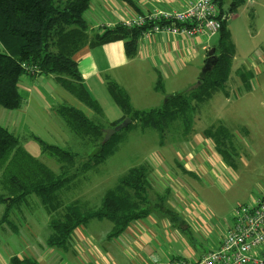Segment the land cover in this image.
I'll use <instances>...</instances> for the list:
<instances>
[{
  "label": "rangeland",
  "instance_id": "rangeland-1",
  "mask_svg": "<svg viewBox=\"0 0 264 264\" xmlns=\"http://www.w3.org/2000/svg\"><path fill=\"white\" fill-rule=\"evenodd\" d=\"M223 8L228 15V29L235 45L228 93L216 90L205 102L192 101V107L186 112L194 125L189 135L184 136L181 132L179 125L183 123L182 119L169 124L163 140L157 129L143 128L139 121L116 132V151L112 156L100 164L89 166L85 160L93 149L83 148L80 139L67 126L69 139L64 146L80 152V156L74 164L75 168L68 173L69 178H73L59 188L53 204L60 203L63 207L74 199H80L89 208L96 209L100 207L107 190L115 186L130 168L148 164L151 167L149 193L151 204L156 208L153 213L158 218L167 219L168 212L161 207L160 198L167 204L177 196V202L172 207L178 214V223L173 225L175 222L170 218L169 224L166 221L157 224L150 217L131 223L123 234L117 235L113 233L114 223L110 219L93 218L80 230L86 235V241L78 236L79 242L73 243L72 237L64 246L52 247L48 239L56 232L51 218L57 212L53 211L50 203L44 202L42 195L32 193L22 202L11 205L8 200H1L0 264H10L15 255L32 257L40 263L45 259V264H76L85 256L80 249L86 246L98 255L101 253L107 264H151L156 259L167 262L177 256L191 258L215 247L227 232L240 204H253L264 196V0H224ZM89 31L94 35L98 30L93 32L90 28ZM218 38L219 34L213 36L207 46L211 49ZM121 41L118 42L121 46L119 44L116 52V61H113L117 67L97 77L85 76L88 89L102 105L104 114H96L84 104L83 107L87 112L92 111L93 118L102 123L105 130L112 129V122L124 115L108 90L107 76L123 87L130 97L132 94L135 108L146 111L161 108L168 97L191 92L199 85L209 51L202 45L196 46L193 61L179 66L176 72L161 68L155 70L152 61L138 54L128 59L125 40ZM245 68L254 72L249 81L250 87L238 74ZM158 81L164 89L156 92ZM55 112L48 111L53 123L58 119ZM19 118L17 109L0 106V124L18 135L19 142L26 147L34 140H27L30 131L24 125L18 127ZM212 125H225L236 136L238 145L231 149L229 161L225 162L214 148L210 155L204 147L200 150L202 146H198L202 143L200 137H203L204 130ZM187 148L193 158L206 156L212 163L220 164V176L198 169L194 173H186L178 165V156H185ZM160 153H164L165 165L174 172V176L176 173L175 178L183 184H172L171 192L165 184L159 186L158 179H155L157 172H154L153 165L157 166ZM38 158L60 172L62 163L54 156L44 153ZM2 186L0 183V193ZM158 194L165 195L160 197ZM199 204L204 207L202 214L197 212ZM59 210L62 212L64 208ZM191 212H194L195 218L187 219V224L183 218ZM136 225L142 229L149 227V230H144L142 235L129 232ZM51 249L53 254L49 253Z\"/></svg>",
  "mask_w": 264,
  "mask_h": 264
},
{
  "label": "trees",
  "instance_id": "trees-1",
  "mask_svg": "<svg viewBox=\"0 0 264 264\" xmlns=\"http://www.w3.org/2000/svg\"><path fill=\"white\" fill-rule=\"evenodd\" d=\"M91 2L92 0H0V106L19 109L24 105L20 80L24 74L30 73L24 67L27 65L37 67V73L56 75L59 83L76 98L96 114H104L102 105L84 84L75 55L87 45L99 46L123 39L127 55L134 57L147 26L105 25L92 35L84 17ZM222 4L223 0L220 2L219 16L221 29L218 42L213 46L216 47L215 55L218 60L211 70L202 73L201 83L191 92L168 97L161 108L140 110L133 106L128 92L107 76L108 90L125 114L112 122V128L120 125L126 118H131L128 127L140 121L143 128L157 129L163 140L169 124L182 119L183 123L179 127L183 135L187 136L194 129L191 117L186 116V112L192 107V101L205 102L216 90L228 93L227 83L235 45L228 29V15ZM238 74L250 87L249 81L254 72L245 68ZM155 88L158 91L164 89L159 81ZM57 112L66 126L80 139L78 142L83 148L93 149L85 160L87 165L100 164L114 154L116 133L105 141L103 124L67 103L60 105ZM204 134L211 138L217 153L225 161H229L231 149L238 145L234 132L225 125H212L204 130ZM32 137L40 143L43 153H49L62 163L60 172L31 155L19 142V136L0 124V183L3 184L0 201L8 200L11 205L22 202L32 193L42 195L44 202L50 203L53 211L57 212L51 218L56 232L48 239L50 245L64 246L78 226L93 218L110 219L114 223L113 233L119 235L132 221L150 214L151 167L145 164L130 168L115 186L107 190L100 207L96 209L89 208L80 199L63 207L60 203L53 204L59 188L73 178H69L68 173L74 168L80 152L50 144L39 136ZM62 208L64 210L60 212L59 209ZM172 220L177 222L175 218ZM10 264L42 263L32 257L15 255Z\"/></svg>",
  "mask_w": 264,
  "mask_h": 264
},
{
  "label": "crops",
  "instance_id": "crops-1",
  "mask_svg": "<svg viewBox=\"0 0 264 264\" xmlns=\"http://www.w3.org/2000/svg\"><path fill=\"white\" fill-rule=\"evenodd\" d=\"M191 1L193 0H92L89 9L84 14V17L88 22L89 27L93 29L94 32L96 30L100 31L102 25H109V24L117 25L118 23L124 21L129 17L137 16L139 13H147L156 9L183 10L190 4ZM222 5H224V0ZM213 36L215 35L205 34V35H199L193 38H189L187 36L174 35L168 32H154L151 33L150 35L142 36L140 38L137 54L139 56H142L143 58H146L149 61H152L153 68L155 70L161 68L164 69L165 71L171 70L173 72H176V69L179 66L186 65L190 63V61H193V58H195V54H196L195 52L196 46L202 45L204 49H208L209 47L207 46V43L209 42V39H211ZM118 42H122V41L117 40L99 46L87 45L83 47L79 52H77V54L75 55V59L78 61L79 69L80 72L82 73L83 81L87 88L88 86L86 84L85 76L90 78L97 77L101 75V73H103L104 71H110L114 67H117L116 64H113V61H116V52L117 50H119V44L121 46V43ZM124 48H125V42H124ZM127 58L133 59L135 58V56L129 57L127 55ZM21 89H22L21 93L23 92L25 94L22 95H24L26 98L23 96L25 100L24 105L21 108L17 109V111L20 113V118L18 119L17 125L20 128L21 125H24L30 131V137L26 136V138H28L27 140L32 139L34 141H30L27 144V146L24 147L34 157L37 158L39 156L41 157L42 154L44 153L42 151L40 143L32 137L33 135L39 136L40 138H42L43 140H45L50 144L61 145L62 147L65 145V143H68L67 139H69V136L67 135V126L65 124V121L63 119H62L63 121L61 120L58 112H55L57 111L55 109L56 106L58 108L60 105L67 103L68 105H72L83 110L86 113V115L90 118L91 117L93 118L94 116V114L91 113L92 111L87 112L84 109L83 102H81L65 87H63L61 83H59L58 78L54 74H43V73L24 74L20 80V90ZM155 91L159 92L156 90V88ZM131 97L130 98L133 103L134 100L132 94ZM50 110L54 111L58 118L57 121L54 120L56 123L51 122L53 121V119L48 114V111L50 112ZM200 139H202L201 145H198V146H202L200 147L201 148L200 150H203L204 147L205 150L208 152V154L212 155V149L213 148L215 149V145L214 143H212L213 141H211V138L206 137L205 134L203 133V137H200ZM185 151H186L185 156L182 155L178 156V160H179L178 165L186 173H194L195 170L198 169L199 171L204 173H208L211 171V173L216 177L220 176V170L218 169L220 164L217 165L216 163H212L209 160V158L206 156L201 158H198L197 156L193 158L188 148L185 149ZM163 154L164 153H160L157 156L158 159V163L156 164L157 166L153 165L154 172H157V176H155V179H158L157 183L159 184V186H161V184H165V188L171 192L172 184L176 186L177 185L182 186L183 184H181V182H179L175 178L177 177L176 173L174 176V172L165 165V161H164L165 157ZM225 162L223 161L224 164H226ZM150 174H151V170H150ZM172 177H174V180H172ZM165 180L166 181L170 180L172 182L166 183ZM169 194L171 193H167V195ZM158 195L162 197L165 194H158ZM160 199H162L161 207L164 210H166V212H168L169 214L168 215L165 212L167 214L166 216L168 217L167 219H164L163 217L158 218L153 213V211H155L156 208L151 204V212L147 217L134 220L131 223L138 222L140 220L145 221L143 219L151 217L157 224L163 221H166L169 224L170 218L171 220L175 218L177 219V222H175V224L173 225H176L178 223L179 217L176 211H174L172 204L174 205V203L177 202L178 197L177 196L174 197L172 202L171 203L168 202L167 204H165V200H163V198ZM197 212L199 214H202L204 212V207L202 204L198 205ZM190 217L195 218L194 212H191L186 217H184L183 218L184 222H187L188 224L187 219H190ZM156 223H152V224L154 225ZM84 224H81L73 231L71 235V238L74 237L73 243L79 242L78 236L80 239L86 241V235L83 233V231H80L83 230L81 227ZM230 224L231 223H229V225ZM144 230L148 231L149 227L142 229V227L136 225L129 232L133 234L139 232L140 235H142ZM223 236L224 235L220 237V240L215 244V247H213L212 249L218 248V245L221 242ZM134 238L136 239V237ZM81 250L85 256L78 259L76 261L77 262L76 264H87V263L107 264L102 259L101 253L100 255H98L95 251L89 249L88 246H86L85 248H81L80 251ZM210 250H207L201 254H194L193 257H200ZM49 253L53 254L54 251L51 249ZM178 257L179 256H177L176 258ZM42 261H43L42 264L47 263L45 259ZM153 261L164 262L157 259Z\"/></svg>",
  "mask_w": 264,
  "mask_h": 264
},
{
  "label": "built area",
  "instance_id": "built-area-1",
  "mask_svg": "<svg viewBox=\"0 0 264 264\" xmlns=\"http://www.w3.org/2000/svg\"><path fill=\"white\" fill-rule=\"evenodd\" d=\"M221 1L193 0L183 10L156 9L139 13L118 24L126 27L147 26L142 36L154 32H168L189 38L216 35L222 24L219 19ZM24 67L32 74L39 71L37 67ZM153 264H264V196L253 204L239 205L217 249L200 257L175 258Z\"/></svg>",
  "mask_w": 264,
  "mask_h": 264
},
{
  "label": "water",
  "instance_id": "water-1",
  "mask_svg": "<svg viewBox=\"0 0 264 264\" xmlns=\"http://www.w3.org/2000/svg\"><path fill=\"white\" fill-rule=\"evenodd\" d=\"M215 51H216V47H212L208 53L206 65H205V68L203 70L204 74L206 72H208L209 70H211L218 60L217 55H215ZM199 83H201V81ZM131 121H132L131 118H126L124 121L121 122L120 125L112 128V129L105 130V132H106L105 141L109 140L117 131H120L121 129L127 127L131 123Z\"/></svg>",
  "mask_w": 264,
  "mask_h": 264
}]
</instances>
